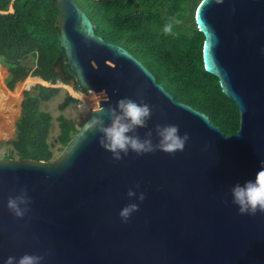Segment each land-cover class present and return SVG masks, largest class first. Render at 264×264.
<instances>
[{"label":"water","instance_id":"obj_1","mask_svg":"<svg viewBox=\"0 0 264 264\" xmlns=\"http://www.w3.org/2000/svg\"><path fill=\"white\" fill-rule=\"evenodd\" d=\"M54 1L74 77L61 56L53 67L88 91L90 111L57 158L0 159V264L25 253L42 256L41 264H264V213L241 215L231 195L264 160V0H201L195 10L205 70L239 109V128L229 135L174 99L126 48L96 34L74 0ZM138 93L152 107L141 138L151 129L157 143V124L178 125L189 135L182 152L130 151L116 161L100 146L101 134L85 130L97 116L110 123L100 112L121 98L139 102ZM22 189L31 203L17 218L7 200ZM129 189L145 200L130 199ZM130 203L139 211L125 223L119 212Z\"/></svg>","mask_w":264,"mask_h":264},{"label":"trees","instance_id":"obj_2","mask_svg":"<svg viewBox=\"0 0 264 264\" xmlns=\"http://www.w3.org/2000/svg\"><path fill=\"white\" fill-rule=\"evenodd\" d=\"M90 17L96 34L106 41L126 48L154 74L174 99L206 114L226 134L239 128L237 105L225 95L219 79L205 70L202 59L204 36L195 23V10L201 0H74ZM54 0H0V60L8 75L4 85L13 92L11 105L20 114L15 121V135L10 157L50 160L52 157L48 134L52 115L40 108L58 91L56 87L35 83L65 81L54 70L53 64L61 56L62 69L71 78L73 71L64 62L55 19L58 10ZM12 8V10H9ZM179 14L183 23L174 29V35H165L163 25L168 18ZM30 57L33 66L26 63ZM39 77H32V76ZM30 76V77H28ZM45 83V82H44ZM14 88V89H13ZM82 98L85 95L68 87ZM75 89H79L75 82ZM13 89V90H12ZM78 99L66 95L58 107L63 110ZM61 145L79 130L70 118L57 117ZM2 138L9 137L0 132Z\"/></svg>","mask_w":264,"mask_h":264},{"label":"clouds","instance_id":"obj_3","mask_svg":"<svg viewBox=\"0 0 264 264\" xmlns=\"http://www.w3.org/2000/svg\"><path fill=\"white\" fill-rule=\"evenodd\" d=\"M216 4H222L223 0H214ZM12 10V8H10ZM9 9V10H10ZM183 20L179 14L168 18L163 25L162 32L165 35H174V29L181 25ZM75 89V88H74ZM139 102L132 98H121L117 101L115 107L110 106L102 112H106L110 123H105L101 116L91 119L85 130L88 132H99V144L105 150L112 154L114 160L119 161L127 156L129 152H134L138 156L147 153H153L157 150L167 154H175L183 151L186 142L189 140L188 133L180 135L178 125L167 124L155 126L157 143H153V131L149 129L144 137L139 135V129L148 128V121L152 116V107L145 103L142 93ZM123 154V155H122ZM139 184L136 185L138 189ZM130 199L137 198L140 202L145 200V193L139 194L129 189L127 193ZM232 203L238 206L241 215H256L257 212L264 213V160L261 161L260 170L255 174L254 180H247L243 185L235 184L231 188ZM31 199L28 196L27 189H22L19 194L9 196L7 208L17 218H23L29 211ZM139 211V204L130 203L124 206L119 212L121 220L128 222L134 212ZM42 256L25 253L18 259L9 256L5 264H41Z\"/></svg>","mask_w":264,"mask_h":264},{"label":"rangeland","instance_id":"obj_4","mask_svg":"<svg viewBox=\"0 0 264 264\" xmlns=\"http://www.w3.org/2000/svg\"><path fill=\"white\" fill-rule=\"evenodd\" d=\"M26 63L29 66H33V62L31 61L30 57L26 59ZM8 70H9V67L7 69L3 61L0 60V132L9 136L6 138H2L0 136V159H3V158L17 159V156L15 154H13L10 157L9 154H10V151L13 150V146L7 141L9 139H12L15 135L14 124L20 114V110L19 112H17V110L11 105L9 101V97L12 96V94L14 93L18 85L24 82L27 78H25L21 82H18L14 87L15 89L13 88L14 89L13 92H8L4 87V85L7 87L5 80L8 75ZM6 71H7V74H6ZM32 77H38V76H32ZM44 82L45 83L37 82L34 85H32L31 88L37 84L58 88V91L55 95L50 97L48 100H44L40 103V108L44 111L49 112L52 115L51 125L49 129V134H48V141L53 143L51 146L52 157L50 159V160H53L62 154L63 148H64V145H61V143L56 141V137L59 134V126H58L57 117L59 115H63L66 118L72 119L77 129H80L82 125L84 124V122L86 121V119L88 118L89 110L86 104L82 102L83 100L81 97L71 93V90L68 88V87H72L71 84H68L62 80H58L56 83H53V84L47 81H44ZM72 83H75V82H72ZM25 90H28V89L26 88L23 90L22 98L20 101V107H21V103L24 98ZM83 94L87 96L88 91L84 92ZM66 95H71L75 97L76 99H78V102L69 103L63 110H60L58 105L65 99Z\"/></svg>","mask_w":264,"mask_h":264},{"label":"flooded vegetation","instance_id":"obj_5","mask_svg":"<svg viewBox=\"0 0 264 264\" xmlns=\"http://www.w3.org/2000/svg\"><path fill=\"white\" fill-rule=\"evenodd\" d=\"M71 78V77H70ZM64 79V78H63ZM66 80V83H68V84H71L72 85V87L74 88V86H75V83H72L70 80H68V79H65ZM65 82V81H64Z\"/></svg>","mask_w":264,"mask_h":264},{"label":"bare ground","instance_id":"obj_6","mask_svg":"<svg viewBox=\"0 0 264 264\" xmlns=\"http://www.w3.org/2000/svg\"><path fill=\"white\" fill-rule=\"evenodd\" d=\"M42 83H44V82H42ZM77 92H78V91H77ZM71 93H72V92H71ZM72 94H73V93H72ZM74 95H75V94H74ZM83 95H84V94H83ZM86 97H87V96H85L84 103L86 104L88 110L90 111L89 106H88V103L86 102Z\"/></svg>","mask_w":264,"mask_h":264},{"label":"built area","instance_id":"obj_7","mask_svg":"<svg viewBox=\"0 0 264 264\" xmlns=\"http://www.w3.org/2000/svg\"><path fill=\"white\" fill-rule=\"evenodd\" d=\"M73 88V87H72ZM74 89V88H73ZM76 91H80L79 89H75ZM80 92H82V93H84V91H80Z\"/></svg>","mask_w":264,"mask_h":264},{"label":"crops","instance_id":"obj_8","mask_svg":"<svg viewBox=\"0 0 264 264\" xmlns=\"http://www.w3.org/2000/svg\"><path fill=\"white\" fill-rule=\"evenodd\" d=\"M6 74H7V71H6ZM4 81V80H3ZM10 101V100H9Z\"/></svg>","mask_w":264,"mask_h":264}]
</instances>
